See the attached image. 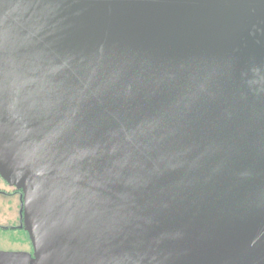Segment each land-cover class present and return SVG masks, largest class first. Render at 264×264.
<instances>
[{"label": "water", "instance_id": "95a60500", "mask_svg": "<svg viewBox=\"0 0 264 264\" xmlns=\"http://www.w3.org/2000/svg\"><path fill=\"white\" fill-rule=\"evenodd\" d=\"M0 178L28 264H264V0H0Z\"/></svg>", "mask_w": 264, "mask_h": 264}, {"label": "flooded vegetation", "instance_id": "af4514ba", "mask_svg": "<svg viewBox=\"0 0 264 264\" xmlns=\"http://www.w3.org/2000/svg\"><path fill=\"white\" fill-rule=\"evenodd\" d=\"M0 195L7 197V202H8V206L9 208H12V205L14 203V199L18 198L19 201V212H18V218L15 220L17 221V224H5L3 226L0 225V230H4V231H14V230H22L23 232H25L23 229H20V225H21V193L19 191H17L16 189L10 187L6 182H4L2 180V184L0 183ZM24 235V234H23ZM21 237H16L14 240L10 237L9 242H12V244H18L20 243L22 246L24 245V241L22 239V241H20ZM3 242V237L0 238V242ZM31 243V242H30ZM32 246V245H31ZM31 255H33V253H29L27 251L21 250L20 252H13L11 251H7V250H1L0 249V264H14L16 262L22 263V264H28L27 262V258L30 257Z\"/></svg>", "mask_w": 264, "mask_h": 264}, {"label": "rangeland", "instance_id": "374dc122", "mask_svg": "<svg viewBox=\"0 0 264 264\" xmlns=\"http://www.w3.org/2000/svg\"><path fill=\"white\" fill-rule=\"evenodd\" d=\"M0 183L2 184V179L0 178ZM19 201L18 198L14 199V203L12 205V208H9L8 202H7V197H4L0 195V225L3 226L5 224H17V221H15L18 217V212H19ZM24 234V235H23ZM3 237V242H0V249L1 250H7V251H27L29 253H33V248L31 246L29 237L26 232H23L22 230H14V231H4L0 230V238ZM12 238L13 240L16 237H21L20 241H24V245L22 246L20 243L18 244H12V242H9L8 238ZM7 241V242H6ZM14 264H22L19 262H16Z\"/></svg>", "mask_w": 264, "mask_h": 264}]
</instances>
